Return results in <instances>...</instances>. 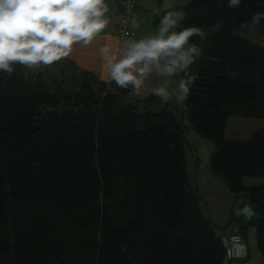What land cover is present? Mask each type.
Returning a JSON list of instances; mask_svg holds the SVG:
<instances>
[{"label":"trees","instance_id":"16d2710c","mask_svg":"<svg viewBox=\"0 0 264 264\" xmlns=\"http://www.w3.org/2000/svg\"><path fill=\"white\" fill-rule=\"evenodd\" d=\"M181 1L182 26H221L191 66L198 78L181 109H153L73 63L0 72V264L246 261V228L236 235L248 256L231 259V236L189 179L184 116L214 144L212 176L248 199L264 264V186L244 184L264 176V45L246 36L264 34V19L250 24L264 0ZM242 115L263 127L226 140L229 116Z\"/></svg>","mask_w":264,"mask_h":264},{"label":"clouds","instance_id":"9594fccd","mask_svg":"<svg viewBox=\"0 0 264 264\" xmlns=\"http://www.w3.org/2000/svg\"><path fill=\"white\" fill-rule=\"evenodd\" d=\"M241 3L227 0L226 7L238 8ZM107 12L105 0H0V72L11 75L16 64L32 68L69 56L74 44L88 45L106 28ZM186 18L182 11H166L156 34L127 41L120 58L111 54L109 47H102L107 82H114L129 95L142 97L153 73L176 77L174 86L161 82L151 93L164 103L174 100L184 104L198 78L191 66L202 56L208 34L221 27L219 23L207 29L184 27ZM261 19L264 12H256L251 26Z\"/></svg>","mask_w":264,"mask_h":264},{"label":"crops","instance_id":"0c3cea01","mask_svg":"<svg viewBox=\"0 0 264 264\" xmlns=\"http://www.w3.org/2000/svg\"><path fill=\"white\" fill-rule=\"evenodd\" d=\"M122 1L123 0H105V3L108 6V12L106 13L108 24L101 33L94 37L93 41L90 44L83 45L82 42L74 44L72 52L69 54V56L62 58L61 60L51 65L41 64L32 68L35 70H44L46 68L54 67L57 63L68 62L73 63L81 70L91 73L99 80L107 81V69L105 67L106 61L100 55V49L102 47H109L111 49V54H114L117 56V58H120L127 41L139 40L147 36L156 34L159 22L166 11L175 10L186 5V2L181 0H140L138 5V17L135 26V35L132 39L121 40L119 39V37H117L115 33V25L120 15ZM166 4H170L172 6L171 9L166 8ZM176 79V77L155 76V73H153L152 77L146 81L143 96H133L132 99L146 101L148 103L147 106L153 109H159L164 106L181 109L182 104H178L174 100L164 103L160 100L159 97H156L151 93V89L161 82L166 81L167 83H169V85L174 86ZM199 190L203 195L206 212L209 214V216L215 223H217L220 227L223 228V230L221 231L222 235L228 237L238 234L241 230L243 231L244 226H241V224H245V221L243 220L244 218L241 216L236 220V225H232L233 222L231 224L228 223V220L223 223L219 222L218 220H215L211 209L209 208V206H207L206 200L204 198L205 194H203L201 189ZM231 196L233 195H228V197L232 198ZM245 205V201L240 202L241 210ZM238 211L239 210L235 211L234 209V215H237L236 213H238ZM246 232L247 230L245 229V232H243L244 235H246ZM252 253V247L250 246V257L246 261H233L228 259L225 261L224 264H236L238 262H241V264H250L249 260L253 255Z\"/></svg>","mask_w":264,"mask_h":264},{"label":"rangeland","instance_id":"374dc122","mask_svg":"<svg viewBox=\"0 0 264 264\" xmlns=\"http://www.w3.org/2000/svg\"><path fill=\"white\" fill-rule=\"evenodd\" d=\"M251 40L264 45V34L257 30H249L246 34ZM55 67V66H54ZM54 71V70H53ZM183 124L186 130V163L189 179L193 185L202 190L207 206L212 211L215 220L223 223L228 220V223L236 225V220L241 216L242 210L240 202L245 201L248 204V199L245 197L236 198L229 191L227 185L220 179L212 176L210 170V158L214 151V144L200 135L192 128L187 116L183 117ZM263 127V121L254 119L248 116H229L225 131L226 140H248L255 132ZM244 184L251 186H264V176L245 178ZM205 187V188H204ZM206 196V197H205ZM234 209L239 210L237 215H234ZM235 220V221H234ZM245 224H241L247 230L246 239L249 247H252V257L249 260L250 264H262L261 253L257 249V236L254 226L249 224V221L244 218ZM236 264H241L238 262Z\"/></svg>","mask_w":264,"mask_h":264},{"label":"built area","instance_id":"2783aa9c","mask_svg":"<svg viewBox=\"0 0 264 264\" xmlns=\"http://www.w3.org/2000/svg\"><path fill=\"white\" fill-rule=\"evenodd\" d=\"M140 0H123L120 15L115 25V33L121 40L132 39L135 35L136 22L138 17V5ZM247 216L251 218V213L247 211ZM231 259H244L248 256V249L245 241L238 235L231 236L226 240Z\"/></svg>","mask_w":264,"mask_h":264}]
</instances>
